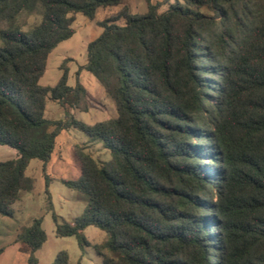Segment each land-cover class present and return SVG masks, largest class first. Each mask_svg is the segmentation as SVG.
I'll return each mask as SVG.
<instances>
[{
    "label": "trees",
    "instance_id": "1",
    "mask_svg": "<svg viewBox=\"0 0 264 264\" xmlns=\"http://www.w3.org/2000/svg\"><path fill=\"white\" fill-rule=\"evenodd\" d=\"M124 1L0 0V146L18 155L0 162V215L13 216L20 192L34 189L30 162L47 164L60 132L77 128L111 159L99 165L75 148L81 175L60 182L86 207L71 222L53 213L57 237L85 246L86 227L106 232L94 246L102 264H264V0L123 8L100 23L83 67L117 117L93 125L45 117L49 99L104 109L83 85H68L65 67L55 87L40 80L52 51L75 34V15L94 20ZM25 13L41 21L24 30ZM45 241L40 218L16 237L29 264ZM54 264H70L68 252Z\"/></svg>",
    "mask_w": 264,
    "mask_h": 264
},
{
    "label": "rangeland",
    "instance_id": "2",
    "mask_svg": "<svg viewBox=\"0 0 264 264\" xmlns=\"http://www.w3.org/2000/svg\"><path fill=\"white\" fill-rule=\"evenodd\" d=\"M151 3L157 6L159 13L168 10L170 5H184L182 0H151ZM123 8L131 13L143 14L147 12V3L146 0H125L123 4L116 7L100 8L94 20H88L81 14L75 15L73 23L75 34L70 39L58 44L49 55L45 74L41 78L40 84L44 87H55L63 75L61 68L65 67L69 69L67 82L69 86L75 87L77 83H80L89 92L96 95L99 87L103 88V86L83 68L88 61L87 47L102 33L103 29L100 23L117 16ZM19 21L23 29L28 30L41 21V15L40 13L33 15L25 13L21 15ZM116 23L123 25L124 20L120 19ZM94 100L95 102H91L92 105L98 106L99 100L96 98ZM103 102L104 110L102 111L81 112L70 105L61 107L57 102L49 99L45 117L54 121H65L66 117L70 115L87 125L116 118L117 111L114 101L105 98ZM73 146L81 147L79 150L94 157L99 165L111 159L110 153L104 148L103 142L99 138L90 137L77 128L63 129L56 138L55 154L52 156L51 162L44 164L40 160H34L28 171V175L34 179V200L26 207L25 211L17 215L18 221L13 217L0 215V250L7 248L13 242L19 224L29 223L30 218H40L42 219V228L46 233V241L34 254L37 264H54L57 254L61 251L68 252L71 264H102V256L94 246L103 245L108 241L109 237L106 232L94 226L86 227L83 235L88 244L85 246H80L75 237L61 238L55 234L53 213L60 219L69 221L81 215L82 207L86 205L84 200H75L76 196L79 197L78 192L66 187L59 180H55L57 173L52 171V162L60 158L66 165L64 164L65 170L63 169L64 172L59 176H66L67 179L72 178L68 173L67 165L71 164L73 158V154L70 152ZM7 151L9 149L0 146V162L8 160L9 152ZM43 165L46 166L45 169ZM75 201L79 206L78 204L74 205ZM104 253L109 254V251L104 249ZM30 257L31 251L24 244H20L17 254H8L9 262L12 264H29Z\"/></svg>",
    "mask_w": 264,
    "mask_h": 264
},
{
    "label": "crops",
    "instance_id": "3",
    "mask_svg": "<svg viewBox=\"0 0 264 264\" xmlns=\"http://www.w3.org/2000/svg\"><path fill=\"white\" fill-rule=\"evenodd\" d=\"M68 74H69V69H68ZM84 87V86H83ZM85 88V87H84ZM86 89V88H85ZM87 90V89H86ZM87 92L90 94V96H92L94 99L96 98L97 100H99V102L102 104V105H104V99L106 98V99H109L108 97H107V95H106V93H105V90H104V88H102V87H99V89L97 90V94L96 95H93L91 92H89L88 90H87ZM91 110H98V109H90L89 111H91ZM104 110V109H103ZM80 111V110H79ZM88 111V112H89ZM98 111H102V110H98ZM1 147H3V148H7V149H9V151H7V152H9L7 155V159L8 160H13V159H16L17 158V152L15 151V150H13V149H11V148H8V147H5V146H1ZM81 148V147H78V146H73L72 147V149L70 150V152L73 154V158H72V161H71V164H68L67 165V170L69 171L68 173H69V175H71L72 176V178L71 179H67L66 178V176H59L60 174L62 175V172H64L63 171V166H64V162L63 161H61V159L60 158H57L55 161H53L52 162V164H51V166H52V171L54 172V173H57L56 175V178H54L55 180H61V179H65V180H76V179H78L79 177H80V175H81V165H80V162L75 158V156H74V150H75V148ZM83 151V150H82ZM84 153H86V152H84ZM55 154V148H54V152H53V154H52V156ZM86 154H88V153H86ZM94 158V157H93ZM51 160H52V157H51V159H50V161L48 162V164L51 162ZM7 161V160H6ZM34 160H32L31 162H30V164H29V166H28V169H27V172H26V174H27V176L28 177H30L29 175H28V171H29V169H30V167H31V164H32V162H33ZM66 165V164H65ZM43 168L45 169L46 168V166L45 165H43ZM65 170V169H64ZM70 176V177H71ZM30 178H32V177H30ZM33 179V178H32ZM34 180V179H33ZM34 200V189L33 190H31V191H22V192H20V194H19V198H18V200L13 204V216H11V217H13V218H15V220H17V215H20L23 211H25L26 210V207L32 202ZM75 200H79V201H82V199H80L79 197H77L76 196V198H75ZM78 203L75 201L74 202V205L76 206ZM74 205H73V207H74ZM78 206H79V204H78ZM85 207H86V205H85ZM85 207H82V212H81V214L83 213V211H84V209H85ZM80 216V215H79ZM78 216V217H79ZM75 218H77V217H75ZM75 218H72L71 220H69L68 222H71L72 220H74ZM33 219H38V218H30V222L28 223L27 222V224H19L18 225V227H17V229H16V231H15V236H14V238H13V242H11V244H9V246L7 247V248H3V249H1L0 250V264H12V263H10L9 262V259H8V254L10 253H13V254H17L18 253V250L20 249V244H22V243H17L16 242V237H17V235H18V233H19V229L21 228V227H23V226H29L30 224H31V222H32V220ZM18 221V220H17ZM66 221V220H65ZM10 257V256H9ZM69 261H70V257H69ZM70 264H71V262H70Z\"/></svg>",
    "mask_w": 264,
    "mask_h": 264
}]
</instances>
